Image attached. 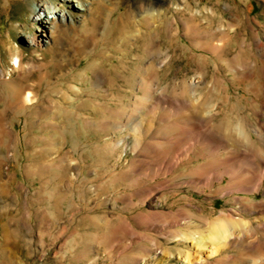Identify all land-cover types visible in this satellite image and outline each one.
<instances>
[{
  "label": "rangeland",
  "instance_id": "obj_1",
  "mask_svg": "<svg viewBox=\"0 0 264 264\" xmlns=\"http://www.w3.org/2000/svg\"><path fill=\"white\" fill-rule=\"evenodd\" d=\"M102 1L105 45L81 58L84 23L46 48L34 16L88 11L0 0V264H264V0ZM8 196L61 231L9 256Z\"/></svg>",
  "mask_w": 264,
  "mask_h": 264
},
{
  "label": "bare ground",
  "instance_id": "obj_2",
  "mask_svg": "<svg viewBox=\"0 0 264 264\" xmlns=\"http://www.w3.org/2000/svg\"><path fill=\"white\" fill-rule=\"evenodd\" d=\"M67 1L70 5H72L73 9L75 8L77 12L88 11L89 17H86L85 15L70 16L68 15V12H69L68 9H61L58 11L56 10V8L51 7L50 4H43L39 6V9L34 16L36 33L32 37V41L35 43L38 40L41 43H43L46 48H50L51 47L50 46L51 43L49 42L50 38L54 39L55 43L59 44L58 38L60 37V34L68 31V28H72V30H74V36H75L76 31L74 28V24H75V21H78L81 24L84 23L85 27L83 28L84 29L83 35H82L83 39H78V47L74 54H77L78 57H81V58L88 57L95 48L102 46L103 44L105 45L104 42L107 37L106 26L108 22V17H106L105 15L106 11L103 5V1L102 0H67ZM65 18H69V23L67 26L63 24ZM60 23L63 24L62 26L65 27L64 29L59 27ZM55 36H56V39H55ZM29 96L30 95L28 94V96L25 97V102L26 100L29 101L27 103H30V101L32 100V98H30ZM185 121H186L185 125L192 127V128L188 129L186 127L185 129L183 128L182 131L184 132V134L190 135V133L195 131V129L198 126L196 124V117L186 116ZM159 151L156 152L155 154L159 155L160 157L161 155L163 156V152L161 153V151L160 152ZM223 224H221L222 227L219 226L220 227L219 228L217 227V223H216V225H213L212 230L209 233H207L205 236H203L202 238H205L208 241H211L212 244L228 240L232 233L226 227H223L224 226ZM247 225L248 224H245V223L237 224L234 222V224L232 225L233 226L232 228L234 230L239 229L240 231L242 230L244 231ZM187 261H189L188 258H187ZM249 263L258 264V259L253 258L251 259Z\"/></svg>",
  "mask_w": 264,
  "mask_h": 264
},
{
  "label": "crops",
  "instance_id": "obj_3",
  "mask_svg": "<svg viewBox=\"0 0 264 264\" xmlns=\"http://www.w3.org/2000/svg\"><path fill=\"white\" fill-rule=\"evenodd\" d=\"M5 188L4 193L9 194L8 190ZM6 204L2 209V215L4 216L3 219V229L5 231V235L8 237V240L6 241V244L3 246L9 256H13L17 253H20L23 251L21 238L22 237H33L38 236L40 238H44L46 236L51 235V231L56 229V233H59L61 231V224H58L59 219L54 218V216L47 215V213L44 215L43 222L44 227L42 229H34L33 223L36 220L35 217V211L33 212H26L23 213L21 217L15 218V215L18 213V204L17 202L12 199V197L8 196L7 200L5 199ZM27 206L26 202H22L21 208H25ZM48 209H43V212L45 213ZM14 221L19 226H26L28 228V231L26 234L22 232L21 229H11L10 222Z\"/></svg>",
  "mask_w": 264,
  "mask_h": 264
}]
</instances>
